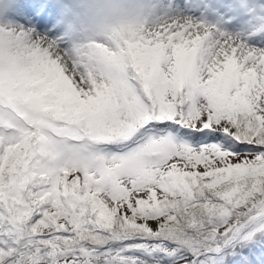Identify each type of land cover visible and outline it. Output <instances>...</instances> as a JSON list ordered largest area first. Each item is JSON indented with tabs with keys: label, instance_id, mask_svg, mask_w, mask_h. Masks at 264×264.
I'll return each mask as SVG.
<instances>
[{
	"label": "snow or ice",
	"instance_id": "6c2138e0",
	"mask_svg": "<svg viewBox=\"0 0 264 264\" xmlns=\"http://www.w3.org/2000/svg\"><path fill=\"white\" fill-rule=\"evenodd\" d=\"M4 16L0 264H264V0H139L103 39Z\"/></svg>",
	"mask_w": 264,
	"mask_h": 264
},
{
	"label": "clouds",
	"instance_id": "9594fccd",
	"mask_svg": "<svg viewBox=\"0 0 264 264\" xmlns=\"http://www.w3.org/2000/svg\"><path fill=\"white\" fill-rule=\"evenodd\" d=\"M139 0H55L58 22L72 39L107 38L131 18Z\"/></svg>",
	"mask_w": 264,
	"mask_h": 264
},
{
	"label": "rangeland",
	"instance_id": "374dc122",
	"mask_svg": "<svg viewBox=\"0 0 264 264\" xmlns=\"http://www.w3.org/2000/svg\"><path fill=\"white\" fill-rule=\"evenodd\" d=\"M19 4L23 5L25 0H18ZM179 2H182V0H179ZM23 20H18L16 21L15 19H13L10 16H4V17H0V24H4V23H23ZM38 27V26H37ZM59 27L61 28L60 23L58 22V18L56 23L52 26V30L55 31V29ZM62 29V28H61ZM41 31H44V29H40ZM64 32L62 31L60 34H63Z\"/></svg>",
	"mask_w": 264,
	"mask_h": 264
}]
</instances>
